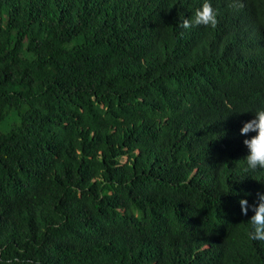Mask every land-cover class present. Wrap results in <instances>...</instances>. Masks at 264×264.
Wrapping results in <instances>:
<instances>
[{
  "label": "trees",
  "instance_id": "obj_1",
  "mask_svg": "<svg viewBox=\"0 0 264 264\" xmlns=\"http://www.w3.org/2000/svg\"><path fill=\"white\" fill-rule=\"evenodd\" d=\"M210 2L0 0V264H264V0Z\"/></svg>",
  "mask_w": 264,
  "mask_h": 264
},
{
  "label": "clouds",
  "instance_id": "obj_2",
  "mask_svg": "<svg viewBox=\"0 0 264 264\" xmlns=\"http://www.w3.org/2000/svg\"><path fill=\"white\" fill-rule=\"evenodd\" d=\"M217 22V12L210 0H203L200 7L196 8L190 17L185 18L181 25L185 29L195 26L214 28ZM248 111L253 113L252 118L243 122L239 129L247 150L242 168L245 173H255L264 171V107ZM239 203L243 215H248L249 210L253 213L247 221L249 240L264 241V192H257L256 202L253 204H249L246 199H241Z\"/></svg>",
  "mask_w": 264,
  "mask_h": 264
},
{
  "label": "rangeland",
  "instance_id": "obj_3",
  "mask_svg": "<svg viewBox=\"0 0 264 264\" xmlns=\"http://www.w3.org/2000/svg\"><path fill=\"white\" fill-rule=\"evenodd\" d=\"M21 123L20 118L16 112H13L8 120L0 126V135L10 132V130ZM126 161V158L124 159Z\"/></svg>",
  "mask_w": 264,
  "mask_h": 264
},
{
  "label": "bare ground",
  "instance_id": "obj_4",
  "mask_svg": "<svg viewBox=\"0 0 264 264\" xmlns=\"http://www.w3.org/2000/svg\"><path fill=\"white\" fill-rule=\"evenodd\" d=\"M250 247V246H249ZM250 250V249H249Z\"/></svg>",
  "mask_w": 264,
  "mask_h": 264
}]
</instances>
